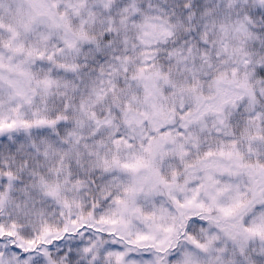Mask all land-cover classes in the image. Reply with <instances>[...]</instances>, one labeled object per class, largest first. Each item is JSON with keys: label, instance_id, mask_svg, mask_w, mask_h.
I'll return each mask as SVG.
<instances>
[{"label": "snow or ice", "instance_id": "1", "mask_svg": "<svg viewBox=\"0 0 264 264\" xmlns=\"http://www.w3.org/2000/svg\"><path fill=\"white\" fill-rule=\"evenodd\" d=\"M0 264H264V0H0Z\"/></svg>", "mask_w": 264, "mask_h": 264}]
</instances>
